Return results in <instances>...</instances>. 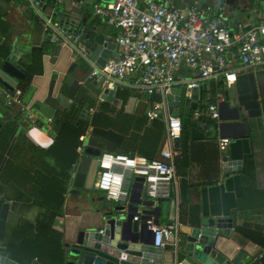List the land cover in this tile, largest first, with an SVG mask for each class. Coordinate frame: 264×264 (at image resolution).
<instances>
[{
  "label": "crops",
  "instance_id": "obj_1",
  "mask_svg": "<svg viewBox=\"0 0 264 264\" xmlns=\"http://www.w3.org/2000/svg\"><path fill=\"white\" fill-rule=\"evenodd\" d=\"M75 1L59 4L55 0L62 8L58 11L52 6L55 2L51 4L53 0H44V14L58 23V14L70 12ZM100 1L86 0L75 9L76 16L97 26L106 38L115 37L119 29L94 12V3ZM156 1L177 8L203 3L211 15L223 16L233 30L238 23H258L264 14V0H228L223 6L218 0ZM59 37L55 42L49 38L30 0H0V75L14 87L0 83V212L3 204H9L7 217L0 218V264H67L66 244L73 243L82 229L103 224L107 200L95 186L94 190L82 188L80 193L75 190L73 172L79 159L71 164L73 154L80 157L111 151L153 159L169 150L163 111L154 119L148 116L150 101L159 97L139 92L129 84L133 77L128 76L111 99L104 98L105 86L98 87L91 77V64L85 59L76 60L66 33ZM36 47L48 51L43 56V71L27 80L24 63L33 62ZM118 51L116 45L111 54ZM11 54L25 69L24 78L3 69ZM228 58L230 66L239 64L236 48L230 49ZM74 61L78 65L71 68ZM179 73L193 74L186 68ZM118 88H128L126 102L117 97ZM16 89L23 91L28 112L6 104L5 91ZM175 89H182L184 97L191 93L181 83ZM200 92L201 100L192 101L189 110L184 100L179 108H173L182 119L183 135L171 197L157 203L162 207L159 225L178 221L180 225L198 226L205 217H236L233 232L218 237L217 249L229 257L244 251L240 264H264V64L241 69L231 79L205 80ZM213 98L233 102L222 106L218 119L208 115ZM100 108L105 111L100 112ZM173 109L170 106V113ZM68 113L71 119L75 117L76 124L88 123L82 144L77 147L70 135L60 137L61 122ZM94 115L107 138L94 131ZM17 119L20 128L12 136L13 128L6 124ZM155 120L165 126L162 135L156 129L150 132ZM32 127L45 131L52 142L48 146L37 143L29 134ZM63 132L68 134L67 129ZM222 137L230 139L226 146L220 143ZM235 161L242 162L240 168L234 167ZM141 197L148 199L144 188ZM131 199H140L134 182ZM241 227L250 234L240 232ZM180 238L176 252L167 244L162 259L153 260V264H203L187 250V235L180 232Z\"/></svg>",
  "mask_w": 264,
  "mask_h": 264
},
{
  "label": "built area",
  "instance_id": "obj_2",
  "mask_svg": "<svg viewBox=\"0 0 264 264\" xmlns=\"http://www.w3.org/2000/svg\"><path fill=\"white\" fill-rule=\"evenodd\" d=\"M56 1L63 4L66 0ZM85 1L73 2L68 12L73 19L82 20L77 18L75 9L80 8ZM30 2L52 40L57 41L53 35L65 37L59 23L44 14V0ZM94 12L109 25L119 29L115 37L105 40L107 43H116L119 51L110 53L102 67L90 58L84 48L79 50L91 64V77L102 86L116 90L119 85L125 84L128 76H132L129 83L132 87L150 97L157 95L159 99L150 101L148 116L154 119L159 116V111H163L167 120L169 146V150L153 159L142 155L102 152L94 186L104 194L107 201L128 205L132 183L137 176H142L145 178V196L154 201L155 207L159 200L171 197L176 177L175 159L179 153L176 139L181 137L183 130L181 117L170 113L168 96L174 93L178 83L187 90L200 89L205 80H218L220 77L231 79L241 69L264 64V14L258 23H238L233 30L223 16L211 15L210 8L203 3L177 8L156 0L100 1L94 3ZM232 48L237 49L239 57V64L233 67L228 58ZM182 68L193 74L180 75ZM0 91H3L1 86ZM22 95L21 89L5 91L6 104L18 107L21 112H28L30 108ZM94 111L91 109L92 113ZM208 115L213 119L220 117L217 104H209ZM229 141L227 137L220 138L222 146H226ZM139 217L135 216V219ZM146 223L156 233V247L164 248L169 244L175 252L178 250L181 242L178 221L161 226L150 215ZM164 236L166 240H163Z\"/></svg>",
  "mask_w": 264,
  "mask_h": 264
},
{
  "label": "water",
  "instance_id": "obj_3",
  "mask_svg": "<svg viewBox=\"0 0 264 264\" xmlns=\"http://www.w3.org/2000/svg\"><path fill=\"white\" fill-rule=\"evenodd\" d=\"M112 2L113 0H103ZM223 6L228 0H218ZM57 21L63 31L70 36L74 45L73 54L77 55L76 60L85 59L79 52L84 48L90 58L99 66H105L111 50L116 48V43H107L106 35L98 32L97 26L90 24L86 18L76 20L70 13H59ZM50 38V34L48 33ZM59 40L60 37H55ZM14 54L6 60L3 69L18 78L25 77V69L17 62ZM86 60V59H85ZM87 61V60H86ZM88 62V61H87ZM78 65L77 61L71 64V68ZM92 69L89 71L91 72ZM0 83L5 87L13 89L1 75ZM102 88V84L98 83ZM115 89L104 88L103 97L112 98ZM200 89H192L190 95L183 96V90L174 89V93L168 96L169 105L179 108L184 100L185 109L189 110L192 101L201 100ZM212 104H217L222 116V106L233 102H217L216 98L211 100ZM237 110V109H236ZM83 112H86L84 109ZM171 114L178 116L179 111L173 109ZM2 114L0 112V127L2 126ZM30 136L39 144L48 146L52 139L45 131L38 127L29 130ZM176 146H180V138L176 139ZM101 151L85 153L79 158L78 165L73 172L74 187L77 192L82 188L94 190L95 180L98 174L99 157ZM134 156L135 154H131ZM242 164L235 161L234 167ZM145 178L137 176L134 181V190L140 197L138 201L131 199L128 205H118L106 201L104 209V222L102 225L82 229L73 243L66 244L69 261L67 264H153V260L162 259V247L155 246L156 233L149 229L146 220L150 215L154 216L156 224L159 225V218L162 213L160 205L154 206V201L143 199L141 192L144 187ZM135 192L133 193V195ZM105 196H103V200ZM135 202L138 205H135ZM143 206V209H139ZM9 204H3L0 218L5 219L8 214ZM140 216L135 219V216ZM237 225L236 217H205L198 226L188 224L180 225V232L187 235V250L203 264H240L245 257V252L240 251L235 257H229L217 249L218 237L220 235L228 237ZM166 240V237H163ZM3 248L0 247V251Z\"/></svg>",
  "mask_w": 264,
  "mask_h": 264
},
{
  "label": "trees",
  "instance_id": "obj_4",
  "mask_svg": "<svg viewBox=\"0 0 264 264\" xmlns=\"http://www.w3.org/2000/svg\"><path fill=\"white\" fill-rule=\"evenodd\" d=\"M81 1V0H78ZM55 2V0H53V2L51 4H53ZM52 6H54V8L58 11H62V8L60 6L53 4ZM48 51L45 47H36L35 49H33L32 52V57H33V62L30 64H26L24 63V67L26 68V73H27V80H30L32 78V76H34V74L37 73H41L43 71L42 68V64H43V56L44 54H46ZM130 96V92L127 89H119L117 90V97L120 98L123 102H126L128 97ZM105 111L104 109L100 108V112ZM66 118H63V121L61 122V126H60V137H64L67 138L69 137V135L72 137L73 141H74V145L75 147H77L78 145L82 144V141L86 135V132L88 130V123L87 122H81L79 124H76V121L73 119H71V113L66 114ZM97 115H94V118L92 120V125L94 126V131L98 134L101 133V135H103V137L107 138V134H103V132L101 131V129H99L98 124H97ZM145 120H148L147 117ZM18 123V119L14 120V121H10L9 123H7L6 125H10V127L13 128V133L12 136L17 134L19 127ZM9 127V126H7ZM65 129L68 130V134L67 132H63ZM152 129H156V131H158V135H162L165 132V126L161 121H153L152 122V128L150 129V132H152ZM62 130V131H61ZM70 132V133H69ZM181 135H183V131L181 133ZM61 139V138H60ZM79 155L77 153L73 154L72 157V163L76 162L79 159ZM176 161V159H175ZM240 232L249 235L250 233L244 229V228H240L239 229ZM258 241L261 242V240L257 239Z\"/></svg>",
  "mask_w": 264,
  "mask_h": 264
},
{
  "label": "rangeland",
  "instance_id": "obj_5",
  "mask_svg": "<svg viewBox=\"0 0 264 264\" xmlns=\"http://www.w3.org/2000/svg\"><path fill=\"white\" fill-rule=\"evenodd\" d=\"M89 6H90V5H89ZM91 7H92V5H91ZM158 113H161V112L159 111Z\"/></svg>",
  "mask_w": 264,
  "mask_h": 264
}]
</instances>
